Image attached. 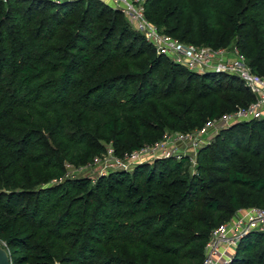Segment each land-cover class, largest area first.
<instances>
[{"label": "trees", "instance_id": "1", "mask_svg": "<svg viewBox=\"0 0 264 264\" xmlns=\"http://www.w3.org/2000/svg\"><path fill=\"white\" fill-rule=\"evenodd\" d=\"M180 42L235 45L264 75V0H146ZM255 96L234 75L158 54L102 0H0V242L12 264H202L212 231L264 208V119L183 155L68 177L111 145L124 158ZM226 264H264V230Z\"/></svg>", "mask_w": 264, "mask_h": 264}, {"label": "built area", "instance_id": "2", "mask_svg": "<svg viewBox=\"0 0 264 264\" xmlns=\"http://www.w3.org/2000/svg\"><path fill=\"white\" fill-rule=\"evenodd\" d=\"M54 3H63L67 0H49ZM113 8L121 10L128 15L133 28L144 34L146 40L154 46L158 54L168 56L172 61L185 65L188 69L199 73H224L237 76L254 94L255 99L247 106H239L221 117L208 119L205 125L188 133L175 132L176 139H192L195 145L202 146L207 143L205 137L211 136L212 131H220L235 123L264 119V75L256 73L247 63L245 57L235 45L226 47H212L183 43L162 33L159 28L145 17L146 0H102ZM167 134L162 141L154 145H146L139 150L126 155L124 158L116 157L110 145L102 157L95 161L112 155L118 164L128 169V165L146 162L149 157H180L172 153L166 146ZM123 162H126L124 164ZM105 174V173H104ZM253 230H264V208L249 207L240 209L234 217L215 228L205 248V257L202 264H224L232 256L242 238Z\"/></svg>", "mask_w": 264, "mask_h": 264}, {"label": "rangeland", "instance_id": "3", "mask_svg": "<svg viewBox=\"0 0 264 264\" xmlns=\"http://www.w3.org/2000/svg\"><path fill=\"white\" fill-rule=\"evenodd\" d=\"M126 17V19L128 20V22L130 23V25L133 27V23L132 21L129 19L128 15H126L125 13H123ZM175 132H168L167 133V138H169L168 140H166V146L169 148L168 150L172 151V153H176V154H180V157H182L183 155H189L191 158V163H190V171L194 172L196 169V158H197V154L198 151L201 147L208 145L209 143H212L214 141V137L219 133V131H212L211 132V136L206 138L205 137V142L207 141L206 144L199 146V145H195L194 140L192 139H184V140H179L176 139V136L174 135ZM179 157V158H180ZM155 159H157V157H149L147 158L146 162H153ZM124 164H126V162H123ZM136 164H132V165H128V169H124L127 171H133V168L135 167ZM125 168L124 165L122 164H118L115 160V158L112 155H107L105 156V158H102L100 160H96L94 163L92 164H88L85 166H80V167H72L70 166L68 169V177H72V178H80V177H84V176H89L91 178H93L94 180H96L98 177H100L102 174H107L109 172H112L114 170H120L121 168ZM1 243V242H0ZM3 244V243H1ZM235 250H233L232 256L227 259V261L224 262V264H226L228 261H230L233 257Z\"/></svg>", "mask_w": 264, "mask_h": 264}, {"label": "water", "instance_id": "4", "mask_svg": "<svg viewBox=\"0 0 264 264\" xmlns=\"http://www.w3.org/2000/svg\"><path fill=\"white\" fill-rule=\"evenodd\" d=\"M0 264H12L9 256V252L1 243H0Z\"/></svg>", "mask_w": 264, "mask_h": 264}]
</instances>
